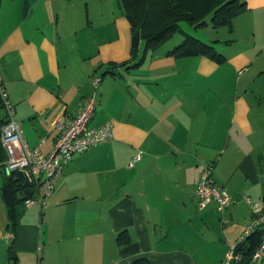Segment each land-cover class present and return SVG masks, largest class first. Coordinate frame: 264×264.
Returning a JSON list of instances; mask_svg holds the SVG:
<instances>
[{
  "label": "crops",
  "instance_id": "1",
  "mask_svg": "<svg viewBox=\"0 0 264 264\" xmlns=\"http://www.w3.org/2000/svg\"><path fill=\"white\" fill-rule=\"evenodd\" d=\"M241 1L228 32L243 41L208 43L217 64L142 41L132 51L128 23L89 39L91 20L79 26L61 0H1L0 81L27 146L48 154L56 123L91 96L90 128L111 123L112 137L75 155L45 205L14 223L0 192V264L224 261L254 218L242 197L264 205V0ZM200 163L232 198L223 215L197 209ZM250 264H264V249Z\"/></svg>",
  "mask_w": 264,
  "mask_h": 264
},
{
  "label": "built area",
  "instance_id": "2",
  "mask_svg": "<svg viewBox=\"0 0 264 264\" xmlns=\"http://www.w3.org/2000/svg\"><path fill=\"white\" fill-rule=\"evenodd\" d=\"M97 82L95 81V85ZM0 106L5 113L0 136L4 160L0 163V167L5 173H8L7 175L15 171L20 172L29 184H33L39 189L35 198L25 201V208L37 204L43 207L53 193L64 166L75 155L85 153L112 137L111 123H106L100 128H90L96 107V99L91 96L87 98L75 117L56 123L57 138L50 152L44 155L38 148H29L22 138L19 125L15 120V108L10 102L1 81ZM140 159L141 153H138L131 158L128 167L134 166ZM198 168L199 180L195 189L197 209L202 210L210 203H214L217 212L223 215L232 204V198L223 187L212 182L213 164L200 163ZM242 199L251 206L254 218L245 228L237 244L244 242L257 229L264 231V205L259 201H252L246 196ZM236 245L229 248L226 258L221 264H232V262L239 260V256L235 253ZM262 249H264V242H262L253 259L261 257Z\"/></svg>",
  "mask_w": 264,
  "mask_h": 264
},
{
  "label": "trees",
  "instance_id": "3",
  "mask_svg": "<svg viewBox=\"0 0 264 264\" xmlns=\"http://www.w3.org/2000/svg\"><path fill=\"white\" fill-rule=\"evenodd\" d=\"M119 3L122 14L129 24L132 51L141 41L144 43L145 51L154 50L169 40L173 33L181 32L184 40L173 47L167 53L168 56L173 58L203 56L217 64H221L224 58L215 47L183 33L179 24L186 22L194 28H200L205 25L204 17L210 14V24L213 28L225 27L231 30L233 20L246 10V5L241 0H119ZM3 123L0 120V136ZM3 160L4 153L0 145V163ZM38 191V187L29 184L20 172L15 171L5 176L0 192L12 223L25 208V201L35 198ZM122 235L121 233L118 236L119 244L124 241ZM262 242L264 231L257 229L252 232L244 242L236 245L235 253L239 260L232 264H250ZM8 255L13 262L15 257L11 247L8 248ZM132 264L148 263L141 260Z\"/></svg>",
  "mask_w": 264,
  "mask_h": 264
},
{
  "label": "rangeland",
  "instance_id": "4",
  "mask_svg": "<svg viewBox=\"0 0 264 264\" xmlns=\"http://www.w3.org/2000/svg\"><path fill=\"white\" fill-rule=\"evenodd\" d=\"M67 5L68 12L74 14L78 19L79 26H87L86 19L88 18L90 26L80 33V35H87L89 39L96 36L98 32L105 33L111 29H115L117 24L120 23L128 26V22L122 14L120 8L119 0H61ZM89 15V17H88ZM211 15L208 14L204 17L205 25L200 28H194L186 22L179 24L180 30L206 44L221 41L225 42L227 39L238 40L233 45L237 46L242 41L239 38V33L236 32L235 35H230V29L221 27L213 28L210 24ZM83 33V34H82ZM80 37V36H79ZM130 38L129 33H126V38ZM78 39V38H77ZM184 40V35L181 32L173 33L172 36L161 47H176ZM230 42V41H228ZM213 44V43H212ZM233 47V46H232ZM8 173L4 172L3 168L0 167V178L2 179L4 175ZM38 205V204H37Z\"/></svg>",
  "mask_w": 264,
  "mask_h": 264
}]
</instances>
